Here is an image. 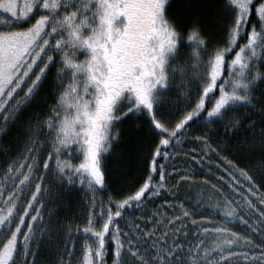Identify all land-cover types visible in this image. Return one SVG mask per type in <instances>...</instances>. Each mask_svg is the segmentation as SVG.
<instances>
[{"label": "trees", "instance_id": "1", "mask_svg": "<svg viewBox=\"0 0 264 264\" xmlns=\"http://www.w3.org/2000/svg\"><path fill=\"white\" fill-rule=\"evenodd\" d=\"M259 1L253 3L243 34L225 55L226 61L234 57L251 30L258 31L260 21L254 6ZM172 3L176 6L171 5L169 16L179 32L196 29L204 36L203 43H177L164 67L167 84L162 96L155 99L151 113L119 117V127L101 155L95 179L89 177L88 181L79 169L78 154L73 152L76 142L66 116L61 114L50 125L45 120L49 112L52 117V101L44 100L30 109L23 103L16 105L0 125V252L11 239L15 245L8 264H82L90 217L100 213L105 219L96 248L97 264H119L122 258L132 263L136 256H157L156 262L165 264H200L201 252L191 260L185 257L182 263L174 255H160L164 247L171 250L172 237L127 240L152 231L157 221L152 208L159 203H170L175 211L176 204H181L188 215L194 212V217L209 212L203 197L208 190L214 191L220 179L224 180L226 195L245 207L235 229L242 243H249L244 253L235 250L220 257V264H264V46L256 49L249 66H242L247 73L243 98L236 99L229 111H223L225 126L214 133L216 148L213 160L209 159L212 166L202 174L203 187L192 184L188 177L167 182L164 168L168 158L187 138L190 127L206 122L203 119L208 109L187 120L172 135L154 131L147 123L148 117L159 116L168 123L177 115L190 113L202 97L207 107L219 89L204 95L208 77L206 74L205 79L203 67L194 64V58L209 61L212 52L225 45L229 37L222 22V4L216 11L219 15L204 0ZM207 5L210 8L203 12L201 9ZM213 119L216 117L208 120ZM160 141L166 145H160ZM225 161L241 168L246 178L231 182L223 167ZM182 197L189 200L188 205L181 202ZM257 197L263 206L257 204ZM127 216H138L139 225L123 229ZM188 229L187 238L196 235L198 239L197 225ZM153 235L150 238L157 236ZM123 249L125 255L121 257Z\"/></svg>", "mask_w": 264, "mask_h": 264}, {"label": "rangeland", "instance_id": "2", "mask_svg": "<svg viewBox=\"0 0 264 264\" xmlns=\"http://www.w3.org/2000/svg\"><path fill=\"white\" fill-rule=\"evenodd\" d=\"M173 1L0 0V125L16 105L23 103L30 109L38 107L44 100L52 101V117H49L48 111L44 115L45 120L50 125L61 114L66 116L76 142L73 152L78 154L79 169L87 176L88 181L89 177L95 179L101 155L119 127V120L110 121L106 116L109 96L115 103L112 113L116 116L122 115L134 104L127 94L117 95L115 88L118 76L125 74L130 65L129 62L127 64L120 60L123 55L120 49L126 51L124 40H129V34L133 33L139 38L138 35L143 31L150 36L148 30L151 27L158 34L159 44L163 38L166 40L165 46L159 45L152 54L160 61L153 62V68H157L155 73L160 72L161 78L154 88H148L145 95L144 101L149 109L153 108L155 99L158 100L164 92L167 84L164 67L177 48V43H203L204 36L198 30L190 29L180 33L176 28L169 16ZM204 1L209 2L212 12L219 15L220 12L216 11L223 5L222 22L229 37L225 45L212 52L209 61L195 56L194 64L203 67L204 77L206 74L208 77H205L207 81L204 82V95L216 88L219 89V94L207 107L202 97L196 108L186 116L177 115L171 119L172 124L164 122L159 116L151 118L150 114L148 117L147 123L154 131L172 135L187 120L197 116L204 108L208 109L203 119L206 122H198L190 127L187 138L177 145L174 155L168 158L164 168L167 182L170 179L188 177L194 185L203 184L202 174L207 173L212 166L209 159L213 160L216 148L214 133L225 126L223 111H229L236 99L243 98L241 91L244 90L247 73L242 66H249L257 54L256 49L264 46V0H260L254 9L260 21L258 31L251 30L234 57L227 60L226 77H223L225 55L243 34L244 25L252 11L250 5L255 0ZM197 3H193V6ZM210 7L203 6L201 10L206 12ZM178 8L177 6L175 11ZM120 67H123L124 72H119ZM146 89L147 87L144 91ZM144 112L151 113L146 107H139L129 117H140ZM210 117L216 119L208 120ZM159 144L166 145L163 141ZM224 163L223 167L229 173L231 182L235 178H246L241 168L228 161ZM223 181L220 179L219 183L214 184L215 192L207 189L208 192L203 197L210 208L209 212L194 217V212L188 215L181 204H176L175 211L170 203H159L152 208L157 219L152 231L145 235L143 233V236L138 234L130 237L127 241L172 237L173 241H169L171 250L164 247V253L160 255H174L177 262L181 263L185 257L191 260L193 255L200 252V264H220L222 260L219 258L231 251L244 253L249 243H242L235 228L238 215L245 212V207L236 198L226 195ZM91 192L93 197L94 190ZM92 200L100 208L97 199L94 197ZM181 200L183 204H189L185 197ZM257 204L263 206L259 197ZM104 219L103 213L90 217V236L85 237L86 253L82 264H97L96 248ZM139 219L138 216H127L122 222L123 229L130 228L133 224L138 226ZM256 221L260 222L259 219ZM191 225H197L200 240L196 235L192 239L187 238ZM150 235L157 236L150 238ZM181 236L185 237L179 239ZM126 246L129 247L128 244ZM14 249L12 239L5 243L0 252V264L10 262ZM124 255L123 249L121 257ZM157 258L136 256L132 263L122 258L119 264H165L161 260L156 262Z\"/></svg>", "mask_w": 264, "mask_h": 264}, {"label": "flooded vegetation", "instance_id": "3", "mask_svg": "<svg viewBox=\"0 0 264 264\" xmlns=\"http://www.w3.org/2000/svg\"><path fill=\"white\" fill-rule=\"evenodd\" d=\"M256 1V0H255ZM251 4V8H252ZM255 8V6H254ZM148 30L150 36H147L145 31L138 35L139 38H136V34H129V40H124V49H120V52L123 55L120 57V60L124 63H130L126 68V73H121L118 76V84L115 85V88L118 91V94H127L131 101L134 104L131 105V109H126L123 114H130L133 110L138 109L139 107H146L148 111L149 106L146 105L144 99L145 95L148 93V88L153 87L160 80V72L155 73L157 68H153V62L155 63L157 60L152 56L154 53L153 50L157 48L159 45L165 46L166 40L163 38L162 42L158 43V34L154 33V31ZM147 31V32H148ZM160 62V61H159ZM123 68V67H122ZM122 68L120 67L119 72H122ZM122 70V71H121ZM124 72V71H123ZM147 87V91H144V88ZM109 90V88H108ZM109 94V92H108ZM109 108H107L106 116L107 118L112 120H119L120 116L114 115L113 111V101L109 96Z\"/></svg>", "mask_w": 264, "mask_h": 264}]
</instances>
